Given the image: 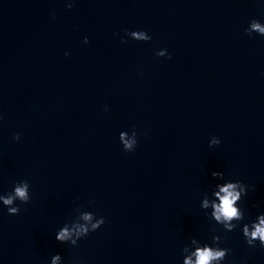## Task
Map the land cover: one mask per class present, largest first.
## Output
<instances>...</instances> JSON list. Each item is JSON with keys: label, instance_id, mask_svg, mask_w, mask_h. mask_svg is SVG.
<instances>
[{"label": "clouds", "instance_id": "obj_1", "mask_svg": "<svg viewBox=\"0 0 264 264\" xmlns=\"http://www.w3.org/2000/svg\"><path fill=\"white\" fill-rule=\"evenodd\" d=\"M66 6L70 10L73 7L72 0ZM244 31L249 37H252L253 33L264 37V23L257 19H251ZM125 35L132 37L136 41L148 42L151 40V36L144 30H125ZM122 42L126 41L122 39ZM83 43H89L87 37L84 38ZM65 55H68V53H65ZM156 55L171 59L166 49L157 51ZM128 134V132L122 131L119 134V140L125 152H133L138 142L137 132L133 129L130 137ZM13 139L19 141L20 135L18 133L15 134ZM220 143L219 138L212 137L209 141V146L219 145ZM211 175L218 180L224 179V174L221 171H213ZM250 187L240 180L218 183L211 190V198H209L207 193L204 194L201 200V208L204 210L210 209V212H206L209 219L221 225L225 232H232L240 226L239 222L244 220V211L239 207V202L247 196ZM30 200V183L27 179L15 182L11 192L0 194V203L7 208L9 215L20 214L21 209L16 204L17 201L26 205ZM75 211L77 212L75 220L66 222L56 233V240L61 244L67 243L76 246L79 240L97 231L105 223L104 217H97L91 211H81V206H77ZM212 231L215 233L217 230L213 227ZM241 231L249 247H255L258 242L259 246L264 248V213L257 215L256 219L251 223H244L241 226ZM225 238L221 235H212V245L201 244L199 240L191 238L190 246L185 245L182 249V253H184L183 264H222L231 252V249L219 246ZM190 247L194 250L190 251ZM50 264H63L61 255H53Z\"/></svg>", "mask_w": 264, "mask_h": 264}]
</instances>
